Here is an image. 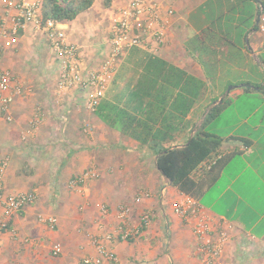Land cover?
I'll return each instance as SVG.
<instances>
[{"label":"crops","instance_id":"0c3cea01","mask_svg":"<svg viewBox=\"0 0 264 264\" xmlns=\"http://www.w3.org/2000/svg\"><path fill=\"white\" fill-rule=\"evenodd\" d=\"M148 1L175 9L165 40L158 53L141 46L126 50L94 113L83 107L84 93L79 89L58 90L50 56L51 50L57 53L45 44L43 33L33 23L6 47L1 66L25 89L9 108L12 120L0 109V166L9 158L0 176V218L5 216L2 201L8 195L34 192L36 198L13 214L10 230L0 234V264H79L87 256L102 257L92 237L114 252L117 240L127 242L119 239L117 230L121 204L135 206V218L144 208L155 212L153 224L125 246V264H151L152 259L158 264H197L195 235L175 212L185 193L158 170L156 159L161 147L185 144L210 105L223 98L228 105L210 121H223L228 131L210 133L223 138L222 145L216 160L211 163V155L194 173L205 177L220 162L219 177L200 198L192 197L216 227L228 230L226 264H264V59L259 57L264 54V43H255V48L249 43L257 30L260 4L247 0L251 24L239 29V10L231 23L233 29H227L216 24L220 11L206 6L213 0H202L204 12L188 10L190 0ZM231 1L237 5L243 0ZM129 2L110 0L108 5L114 3L119 9ZM99 4L105 0H95L87 11ZM116 13L108 22L109 34ZM82 15L62 21L63 26L70 31ZM86 18L89 24L91 18L86 16L85 24ZM237 35L247 40L252 52L237 43ZM67 38L80 47L84 71L98 69L109 55V38L106 44L87 43L88 39L70 33ZM236 49L245 56L241 63L232 59ZM101 52L104 59L99 62ZM191 78L203 83L195 101L192 88L182 89ZM36 113L40 123L28 134ZM146 130L152 134L148 136ZM160 130L165 138L154 139L152 135ZM90 168L97 170V178L80 188L69 187L74 176ZM163 187L167 190L161 197ZM137 196H142L139 204ZM102 204L111 208L110 213H102ZM39 216H55L57 227L50 228ZM108 235L113 237L108 239ZM57 242L63 251L54 255L52 247ZM115 254L117 262L103 259V264H123Z\"/></svg>","mask_w":264,"mask_h":264},{"label":"built area","instance_id":"2783aa9c","mask_svg":"<svg viewBox=\"0 0 264 264\" xmlns=\"http://www.w3.org/2000/svg\"><path fill=\"white\" fill-rule=\"evenodd\" d=\"M260 4L257 29L264 33V0H256ZM42 0H0L2 11L0 13V109L7 120H12L9 108L17 94L23 91L24 85L9 70L1 66V59L6 47L15 40L20 31L33 23L41 31L57 53L60 63V73L57 80L59 91L77 88L84 93L82 105L89 112H95L108 85L113 81L118 59L133 46L147 47L158 53L165 40L167 30L172 24L175 14L173 6H162L157 1L130 0L119 8L112 19L109 34L110 52L98 69L84 71L80 65V47L70 43L66 28L62 21L53 18H44L42 13ZM40 118L38 113L32 120V126L27 133H32L38 127ZM26 132L23 136L26 138ZM217 153L210 157V162L216 160ZM9 158H5L0 166V176L5 172ZM209 167V165H207ZM95 168H90L74 176L69 183L70 188H80L90 179L97 178ZM1 181V180H0ZM167 187L161 189L164 197ZM148 195V194H147ZM36 198L34 192H18L8 195L2 201L5 216L0 218V234L10 230V217L19 212ZM142 202V196L135 198V203ZM104 214L110 213L111 208L101 205ZM175 212L190 224L196 238L195 253L197 264H226L225 248L230 241L226 228L216 227L212 218L206 213L201 204L191 195L184 194L175 205ZM120 224L117 228L119 239L131 241L142 235L149 228L155 218L151 208L141 210L137 218L135 206L122 204L117 208ZM42 222L52 229L57 227L55 216H39ZM111 239L113 236H106ZM91 243L96 247L102 257L87 256L79 264H103V259L118 261L117 255L107 249L98 237H92ZM54 255L63 251L61 243L53 244Z\"/></svg>","mask_w":264,"mask_h":264},{"label":"trees","instance_id":"16d2710c","mask_svg":"<svg viewBox=\"0 0 264 264\" xmlns=\"http://www.w3.org/2000/svg\"><path fill=\"white\" fill-rule=\"evenodd\" d=\"M94 2L95 0H43V17L59 21H71L81 12L89 9ZM109 3L110 0H105L106 5ZM182 80L183 77L181 76L180 83ZM191 80V82H185L182 85V89L186 90L187 88L188 90L192 88L195 101L200 93L199 89L203 87V83L196 78H191ZM262 88H264V85ZM246 89H249V87H246ZM181 97L183 98L182 94L180 95ZM227 105V98H223L218 103H212L202 124L195 130L193 136L187 139L185 144L160 148L156 166L171 185L179 191L200 198L206 189L218 179L220 172L216 171V169L220 162L215 164L205 177H196L194 173L201 163L214 153H217L222 145L223 138L206 132L204 123L217 117ZM146 132L148 136L152 134L150 130H146ZM152 136L154 139L165 138L162 130Z\"/></svg>","mask_w":264,"mask_h":264},{"label":"rangeland","instance_id":"374dc122","mask_svg":"<svg viewBox=\"0 0 264 264\" xmlns=\"http://www.w3.org/2000/svg\"><path fill=\"white\" fill-rule=\"evenodd\" d=\"M188 5H189L188 10H191V9L193 10L195 8L199 12L205 11L204 7L202 6V0H190V1H188ZM209 5H214L216 12L220 11L221 16L216 21V24L220 25L221 28H223L225 25L227 27V29H233V26L231 23H232V20H235L234 15L239 10H241V18L239 21V24L240 23L241 24L239 26L240 27L239 29H243L244 25H248V24L250 25L251 24V21L248 17V14L251 12L250 11L251 5L248 3L247 0L246 1L243 0L237 5H236V2H233L231 0H213V1H209L206 4V6H209ZM224 5H225V14L223 15V11H224L223 6ZM117 10H118V7L116 8V5H114V3L112 6H109L106 4H104V5L99 4L95 9H90L88 11L85 10L84 12L79 14L80 16H81V14H83V15L81 18H78L77 19L78 21L72 25L71 30L67 31V29H66V33H68V34L70 33L74 38H80L81 37L83 39V41L88 39L89 41L88 42L86 41L87 43H93L92 41L94 40V41H99L102 44L103 43L106 44V41H108V38H109L108 22L110 21L112 14H115ZM86 16H90V18H91V22L89 24L87 22L88 17L86 18V24H85V17ZM42 37H43L45 44L49 48H51L50 44L47 41L44 34L42 35ZM237 40H236L237 43L245 46V48H247L248 52H252L250 45L253 48H255V43H259V44L264 43V33L257 29L254 38L249 40L250 45H248L247 40L243 41L239 35H237ZM108 46H109V42H108ZM105 48H107V46H105ZM84 50H85V48H84ZM51 53H52L50 55L52 57L51 59L54 61V64L52 65V67L54 66V71L56 72L57 76L59 77L60 63L58 60V56H56V54L52 50H51ZM206 53L207 54L210 53V50L207 49ZM211 54H212V52L210 53V55ZM98 57H100L99 62H102V60L104 59L103 53L102 52L99 53L97 58ZM232 57H233L232 59L235 60V58H236L237 59L236 61L240 62V63L243 62V60L245 59V56L240 52L238 53L237 49L235 51V54L232 55ZM259 57L262 58L261 61H263L264 54H262ZM36 61H37L36 63L38 65H40L39 64L40 59L39 60L36 59ZM207 68H208V66L204 65V69H207ZM252 70H254V67H252ZM227 73H229V71ZM242 74L245 75V72H242ZM226 126H227V124H225L223 121L220 123L206 121L204 123V130L208 133H219L220 135H224L228 131ZM29 204H31V203H29ZM129 244L131 245L133 243H131V242L128 243V241L125 242V241H119V240H117V242L114 243V247H115L114 253H118L120 255V257L123 261V264H125V257H126L125 252L127 253L125 246H129ZM130 251H132V247H130ZM149 261H151V264H158L157 263L158 261H155L153 259L149 260Z\"/></svg>","mask_w":264,"mask_h":264},{"label":"water","instance_id":"95a60500","mask_svg":"<svg viewBox=\"0 0 264 264\" xmlns=\"http://www.w3.org/2000/svg\"><path fill=\"white\" fill-rule=\"evenodd\" d=\"M231 87H232V86H230V87L228 88V91H230V90H231ZM204 118H205V116H204ZM203 120H204V119H203ZM203 120H202V122H203ZM201 124H202V123H201Z\"/></svg>","mask_w":264,"mask_h":264}]
</instances>
